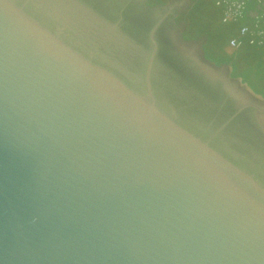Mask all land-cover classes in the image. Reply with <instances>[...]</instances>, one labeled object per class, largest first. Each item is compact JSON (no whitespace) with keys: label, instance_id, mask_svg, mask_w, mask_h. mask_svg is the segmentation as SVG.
I'll use <instances>...</instances> for the list:
<instances>
[{"label":"water","instance_id":"1","mask_svg":"<svg viewBox=\"0 0 264 264\" xmlns=\"http://www.w3.org/2000/svg\"><path fill=\"white\" fill-rule=\"evenodd\" d=\"M183 3L0 0V264H264V98Z\"/></svg>","mask_w":264,"mask_h":264},{"label":"trees","instance_id":"2","mask_svg":"<svg viewBox=\"0 0 264 264\" xmlns=\"http://www.w3.org/2000/svg\"><path fill=\"white\" fill-rule=\"evenodd\" d=\"M165 2L147 0L149 5ZM246 7L247 11H244L236 21L223 23L221 21L223 6H216L215 0H198L196 8L192 9L193 12L188 16L183 36L192 40L206 35L207 40L204 44L206 58L217 65L228 64L231 68V77L240 78L256 94L264 98V40L244 37L241 39L240 47L235 50L228 48L230 39L239 38L240 28L264 30V14L258 11L259 14L255 18L249 14L250 11L257 10L256 0L246 2ZM250 39H253L251 44Z\"/></svg>","mask_w":264,"mask_h":264},{"label":"built area","instance_id":"3","mask_svg":"<svg viewBox=\"0 0 264 264\" xmlns=\"http://www.w3.org/2000/svg\"><path fill=\"white\" fill-rule=\"evenodd\" d=\"M249 0H215V5L218 7L223 6L221 21L223 23L234 22L241 17L244 11H247L246 2ZM257 10L250 11L249 14L254 18L258 16L260 12L264 14V1L256 0ZM259 11V13H258ZM244 37L258 38L264 40V30L252 31L246 27L239 29V38H233L228 41V48L235 50L240 47L241 39ZM253 39H250V44Z\"/></svg>","mask_w":264,"mask_h":264},{"label":"flooded vegetation","instance_id":"4","mask_svg":"<svg viewBox=\"0 0 264 264\" xmlns=\"http://www.w3.org/2000/svg\"><path fill=\"white\" fill-rule=\"evenodd\" d=\"M168 1H169V2H167L166 4L172 2L173 0H168ZM184 1H187V5H188V6H187V5H185L184 7L181 6V7L179 8L178 12H177V15H176L175 19H176V21H177V19L181 17V21H180V22H184V23H185V21H186V20H185V17L187 16V13H188V11H189V4H190V6H191V5H193L194 3L191 2V0H184ZM194 1H196L195 4L198 2V0H194ZM199 5H201L200 2H199ZM183 20H184V21H183ZM185 25H186V23H185ZM186 27H187V25H186Z\"/></svg>","mask_w":264,"mask_h":264},{"label":"rangeland","instance_id":"5","mask_svg":"<svg viewBox=\"0 0 264 264\" xmlns=\"http://www.w3.org/2000/svg\"><path fill=\"white\" fill-rule=\"evenodd\" d=\"M166 2L164 3V4H166L167 2H169L168 0H165ZM184 1V0H183ZM191 2H193L194 3V6H190V4H189V11H188V13H187V16L185 17V23H187V20H188V16H189V14L190 13H192L193 11H192V9H195L196 8V6H197V3L195 4V2L196 1H192L191 0ZM183 4H185V5H187V1H184V3ZM196 5V6H195ZM188 6V5H187ZM192 7V8H191ZM198 8V7H197ZM198 10V9H197ZM181 21V17L180 18H178V20L176 21V22H180ZM184 21V20H183ZM187 25V24H186ZM201 38V37H200Z\"/></svg>","mask_w":264,"mask_h":264}]
</instances>
